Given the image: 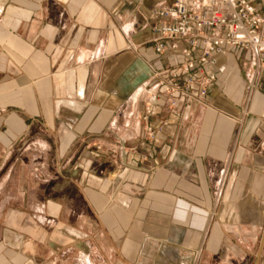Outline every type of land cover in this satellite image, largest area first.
<instances>
[{"label": "crops", "instance_id": "1", "mask_svg": "<svg viewBox=\"0 0 264 264\" xmlns=\"http://www.w3.org/2000/svg\"><path fill=\"white\" fill-rule=\"evenodd\" d=\"M173 2L0 0V264H264V66L171 106Z\"/></svg>", "mask_w": 264, "mask_h": 264}, {"label": "built area", "instance_id": "2", "mask_svg": "<svg viewBox=\"0 0 264 264\" xmlns=\"http://www.w3.org/2000/svg\"><path fill=\"white\" fill-rule=\"evenodd\" d=\"M154 50L163 53L168 40H183V58L177 65L156 71L157 85L172 96L171 106L202 100L216 80L208 63L228 48L249 53L254 69L264 66V14L253 0H174L155 9ZM201 48L198 57L193 49ZM149 115L154 109H148ZM146 119V117H145ZM151 138L152 126H146Z\"/></svg>", "mask_w": 264, "mask_h": 264}]
</instances>
